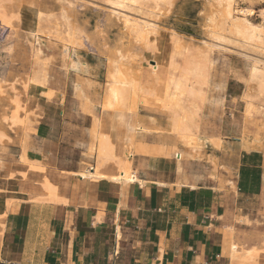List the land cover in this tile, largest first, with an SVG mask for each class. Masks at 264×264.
I'll list each match as a JSON object with an SVG mask.
<instances>
[{"label":"crops","instance_id":"obj_1","mask_svg":"<svg viewBox=\"0 0 264 264\" xmlns=\"http://www.w3.org/2000/svg\"><path fill=\"white\" fill-rule=\"evenodd\" d=\"M36 94L41 108L26 111L15 141H0V264H264L263 149L227 141V151L207 149L178 172L169 139L134 132L127 141L75 92ZM95 119L116 157L133 151L142 184L111 180L112 163L97 168ZM92 170L105 177L80 176Z\"/></svg>","mask_w":264,"mask_h":264},{"label":"rangeland","instance_id":"obj_2","mask_svg":"<svg viewBox=\"0 0 264 264\" xmlns=\"http://www.w3.org/2000/svg\"><path fill=\"white\" fill-rule=\"evenodd\" d=\"M207 1H147L123 8L112 0H0V115L15 118L19 133L26 111L41 108L36 93L57 99L75 92L83 110L102 109L108 76L117 62L138 86L165 97V108L137 100L140 110L134 113L144 114L140 122L147 126L161 128L174 113L181 112L171 99L170 84L189 68L193 92L185 102L189 110L196 109L194 119L184 130L138 135L169 139L174 150L165 143V154L176 153L180 171L184 159H199L207 149L227 151L223 146L227 141L244 150L245 144L251 150H264V92H259L258 81L249 72L252 60L264 61V56L251 52L239 37L228 33L219 14L211 22L209 14L217 0ZM235 7L252 9L247 18L257 24L264 0H236ZM38 10L39 15L34 16L32 12ZM118 11L120 16L150 20L157 26L155 35L140 40L122 25ZM31 22L38 30L35 38L28 35ZM214 35L220 40H214ZM205 42L216 46L210 49ZM144 92L137 96L145 99ZM7 93L13 96L12 102ZM98 123L95 119L97 127ZM91 136L96 142L90 146L94 154L97 139L96 134ZM132 156L129 150L127 158H117L131 164Z\"/></svg>","mask_w":264,"mask_h":264},{"label":"bare ground","instance_id":"obj_3","mask_svg":"<svg viewBox=\"0 0 264 264\" xmlns=\"http://www.w3.org/2000/svg\"><path fill=\"white\" fill-rule=\"evenodd\" d=\"M112 1L114 4H116L118 6H121L123 8H127V7H130L132 5H139V4H142L143 2H147V1L154 2L157 4L161 0H112ZM235 1L236 0H217V2H216L217 7L215 6L216 7L215 10H211L213 7H211V9H210L211 12L209 15H211L212 18H210L209 16L208 17L210 18L211 22H214V20H216V18H217L216 16L219 14L223 19V22L226 26L225 30L228 33H233L234 35L239 37L240 40L243 42V44L245 46H247L250 51L252 50L251 52L254 51V53H259V55L261 54L264 56V9L259 10L260 16H261V21L259 23L255 24V23H252L247 18V16L252 15V13H253L252 9H247V8L246 9H237L235 7ZM242 1H244V0H242ZM213 3H215V2L213 1ZM210 4H211V2H210ZM207 6H209V5H207ZM28 9L32 10V8L30 6L28 7ZM32 14L34 16H38L39 10L33 11ZM120 15H121L120 11H118V16L123 17L122 22L124 24H122V25H124V27H126L128 29V31L133 32V34L137 38H139L140 40H147L150 37L155 35V33L157 31V28H156L157 26L153 25L150 20L146 19L144 21H141L140 20L141 18L137 19L134 17H128L127 15H123V14H122L123 16H120ZM238 15H242V17H239ZM206 17H207V15H206ZM31 20H32V18H31ZM35 21H37V20H35ZM219 22H220V20H219ZM209 24L210 23H208L207 25H209ZM216 24L219 25V23H216ZM28 25H29L28 35L30 38H33L35 33H36L35 31H38V30H35L33 22H31ZM210 29L211 28H209V30ZM218 31H220V29ZM217 33H219V32H217ZM211 34L212 33L210 31L209 35H211ZM71 35H72V33H71ZM213 38H214V40H217V41L220 40V38L217 37L216 35H214ZM210 43L208 44L205 42L204 44L206 47H209L210 49L212 47L216 46V45H212L214 43H212V44H210ZM250 60H251V58H250ZM125 65H127V64H125ZM126 67H128V66H126ZM249 70H250L249 72H250L251 78H255L258 81V87H259V89H261L259 92H261V91L264 92V61H262L260 59L259 60H257V59L252 60L251 67ZM249 72H248V74H249ZM190 73L191 72L189 71V68L184 69L182 71L180 77L172 80V82H171L172 84H170L171 89L173 90V93H171L173 95L171 97V99H173V101L175 102L174 105L178 104L181 112L174 113L172 115V117L167 120V123L164 125V127L152 128V127H149L146 124L140 122V119L139 120L137 119V121L135 122L134 125L130 123L131 115H135L134 113H136L140 110L139 105L136 104L138 102H136V101L137 100L139 101V99H140V101L144 100L147 103L155 105L159 108H165V106L167 104L165 102V97L160 95L159 93L151 91L149 88H147V89L145 88V90H144V87L138 86L136 81L133 80L129 75H127L125 70H123L121 68L120 64L115 62V65H113L112 71L109 73V76H108L104 102H102L103 104H102V109H101L102 117L104 119H106V123L108 125L109 130L114 131L115 123L120 124V126L123 127L125 130L124 132H122V134L124 135V138L127 141H130L131 134L133 135L134 132H136L137 134H139V133H150V134H152L153 132L159 131L160 133L161 132H169L168 134H170L173 132H177L183 128L186 129V126L189 125V122L192 121L194 119V116L196 115L195 114L196 109L195 110H189V104H187L185 102L187 99H189V93L191 94L193 92V89L189 87V75H190ZM146 90H147V92H146ZM143 91H145L143 93L145 95L144 96L145 99L139 98V95L137 96V94H139ZM164 93L165 92H163V94ZM171 94H170V96H171ZM140 95L142 96V94H140ZM5 96L7 97V100L9 102H12L13 96L10 95V93H7ZM141 103L142 102H140V104ZM166 109H167V107H166ZM149 118L151 119L150 122H152L153 121L152 118L151 117H149ZM96 129H97V126L94 124L92 132L94 133V135L96 134V139H97V146H96L95 153H94L96 158H97V161H98V164L95 162L96 166H98L97 168H100L102 166H107L108 164L112 163L115 166L117 174L112 175L110 177L111 180H113L114 182H117V183L139 182L142 184L143 181L138 177L137 173L131 169L130 162L126 161V160L124 161L123 159H118L116 157V155L114 154V151H113L114 147H113V143L110 140V134L101 133L98 130L96 132ZM17 138H18V128H17L16 123H15V118L9 119V116H3L1 114L0 115V141H6V142L12 141L13 142ZM94 140L95 139H93V141ZM94 143H96V142H94ZM245 148L247 151L251 150V148L246 144H245ZM25 158H26L25 155H23L21 157V159L24 161L26 160ZM2 164L3 163L0 162V167L2 166ZM33 168L38 169V170H43L40 166H37V165H34ZM177 170L180 171V167H178ZM24 175H26V174H24ZM75 175H76V173H75ZM80 176L84 180H86L88 178L95 177V176L101 177V178L105 177V175L98 173L97 170L96 171L92 170V171L81 172ZM48 187H50V186L48 185ZM51 188H52V190L54 189V187H51ZM51 188L50 189L48 188V189L51 190ZM44 190H46V189H44ZM54 191H53V194L56 193V192L54 193ZM50 196H49V198H50ZM53 198H55V197H53ZM54 200H56V198ZM62 201H60V202H62ZM64 202H62V203H64ZM40 203H41V201H40ZM65 203H67V201ZM235 249H236V247H235V245H233L231 248L232 253L236 252Z\"/></svg>","mask_w":264,"mask_h":264}]
</instances>
